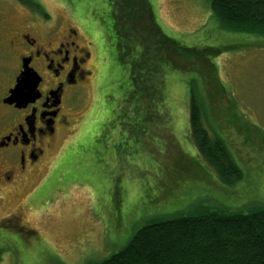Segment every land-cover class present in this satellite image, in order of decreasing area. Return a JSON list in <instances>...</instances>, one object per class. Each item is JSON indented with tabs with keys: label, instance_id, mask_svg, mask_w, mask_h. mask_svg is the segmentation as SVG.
<instances>
[{
	"label": "rangeland",
	"instance_id": "rangeland-1",
	"mask_svg": "<svg viewBox=\"0 0 264 264\" xmlns=\"http://www.w3.org/2000/svg\"><path fill=\"white\" fill-rule=\"evenodd\" d=\"M111 1L35 0L44 16L20 0H0V86H9L15 68L9 27L69 25L93 44L91 77L44 167L1 196L0 219L25 204V225L34 231L15 238L17 246L2 242L0 264H96L150 223L204 209L246 215L264 208V37L221 29L210 0H148L153 15L139 11L135 25L112 15ZM153 21L183 49L205 53L204 61L167 47L170 57L158 53L149 41ZM136 62L141 72H133ZM138 89L146 95L136 107ZM192 90L205 129L227 143L244 173L234 187L221 184L192 140ZM134 106L146 117L136 132L122 118Z\"/></svg>",
	"mask_w": 264,
	"mask_h": 264
},
{
	"label": "trees",
	"instance_id": "trees-1",
	"mask_svg": "<svg viewBox=\"0 0 264 264\" xmlns=\"http://www.w3.org/2000/svg\"><path fill=\"white\" fill-rule=\"evenodd\" d=\"M20 1L37 13L46 15L43 7L35 0ZM210 4L213 18L218 20L221 29L264 37V0H210ZM111 5V14L119 18L127 16V24H134L138 18L135 14L138 15L139 11L153 15L148 0H112ZM118 26L119 23L114 20L112 29L116 34ZM149 33V41L156 43L158 53L164 52L166 56H171L174 50L182 59L185 57L187 60L204 61L205 53L183 49L171 41L154 21ZM166 47L172 50L168 51ZM139 50L132 49L135 54L139 52L132 55L135 60L140 58ZM193 57L195 59H191ZM206 63L209 64L208 61ZM132 67L133 72H141L140 63H133ZM139 79L146 81L148 78L143 74ZM145 86L148 93L153 95L149 87ZM141 94L146 95L143 90L131 94L137 102L136 107L139 106L137 100ZM191 99V133L197 151L213 167L222 185L234 187L243 180L244 173L227 143L212 137L205 129L201 100L193 90ZM160 100H164L163 96ZM135 106L131 109V115L124 112L122 118L130 130L136 132V129L140 130L143 126L142 121L146 117L139 110L135 112ZM96 264H264V208L246 215L239 211L217 209H204L200 214L191 215L180 213L138 230L124 249Z\"/></svg>",
	"mask_w": 264,
	"mask_h": 264
},
{
	"label": "flooded vegetation",
	"instance_id": "flooded-vegetation-1",
	"mask_svg": "<svg viewBox=\"0 0 264 264\" xmlns=\"http://www.w3.org/2000/svg\"><path fill=\"white\" fill-rule=\"evenodd\" d=\"M42 23L28 21L23 30L9 27L8 49L14 55L15 68L9 86H0V199L7 189L22 184L44 167L58 130L68 127L73 103L79 100L80 89L91 77L90 39H84L77 28L69 25L47 27ZM24 67L35 74L39 97L19 109L5 100L22 79ZM41 186L27 198L28 204L34 205V196ZM24 206L0 219V246L5 241L17 246L15 238L34 231L25 225Z\"/></svg>",
	"mask_w": 264,
	"mask_h": 264
},
{
	"label": "water",
	"instance_id": "water-1",
	"mask_svg": "<svg viewBox=\"0 0 264 264\" xmlns=\"http://www.w3.org/2000/svg\"><path fill=\"white\" fill-rule=\"evenodd\" d=\"M23 77L18 83V85L10 90V97L5 100L7 104H15L19 109L21 107H26L28 103H31L35 98L39 97L36 94L38 80L34 73L24 67Z\"/></svg>",
	"mask_w": 264,
	"mask_h": 264
}]
</instances>
